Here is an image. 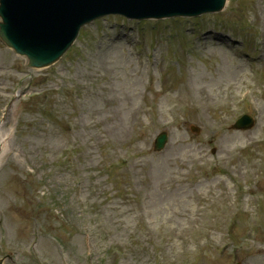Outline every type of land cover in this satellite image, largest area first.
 <instances>
[{
  "label": "rangeland",
  "instance_id": "obj_1",
  "mask_svg": "<svg viewBox=\"0 0 264 264\" xmlns=\"http://www.w3.org/2000/svg\"><path fill=\"white\" fill-rule=\"evenodd\" d=\"M261 11L262 17H264V4ZM0 49L5 53V56H0V66H4V70L0 71V83L6 85L7 80L5 76L6 74H10L8 67L9 64L15 62V57L5 48L2 47ZM217 53L221 57L217 65L209 61L208 63L205 62L198 65V68L201 70L198 79L202 78L204 72L208 79L205 78V80L207 79L205 82L194 81L195 99L199 100L203 98L198 91L203 86L211 93L214 88H220L224 84H227V82L232 81L233 92L238 90L247 81L248 69L244 72L239 59L234 61L235 56L224 49H221ZM118 63L126 65V63L120 60H118ZM242 76L245 79L239 82ZM116 84L117 88L122 90L127 87L137 88L141 85V81L136 74L125 70L122 73L121 79L116 80ZM9 87V84L6 86L0 85L1 93L2 91L5 92ZM36 90L37 88L34 89V91ZM224 97H226V94H217V98ZM99 101V97L97 98L95 96L94 101L89 102V104H95V108L99 109L101 106ZM2 102L0 100V105ZM38 102H41V104H38ZM15 105L17 107L15 108L14 115L11 118V122L9 120L8 122L10 123L9 127H11L12 123L16 126V132L10 135L12 143L6 148V153L10 152L12 147L17 149L13 156L9 155V158H6L5 155V158L0 163V208L5 210L7 215L5 225L9 230V234L5 238L8 245L4 249L5 251L9 250V254L12 257L11 263L5 262V264H61V260L67 264H84V259L82 258V253L84 252L82 244L83 237L77 233L80 227L90 230L88 236L90 245L92 246V264H170L171 262L168 261V258L160 249H156L155 251V249L149 246L136 245L130 248L127 246H119L117 248L115 246L119 250L118 255H116L112 252L110 246L116 245V242L123 245L134 231L140 230L141 223L138 217L140 209H146L150 206L151 209L148 210L150 216L154 218L155 222L160 223L174 216L170 211H182L185 206L189 208L190 204L185 201V195L180 196L181 200L183 202L185 201V204H182L183 206L173 205V207H170L171 201L176 200L178 197V194H174L176 188L172 183H168L173 172L171 168L174 166L177 158H186L189 155L186 147L179 143V136L175 134L172 137V141L163 155H158L159 157L149 155L146 157L151 159L145 160H143L144 157L138 158L139 165L136 164V170L133 169V164L127 167V171L131 174V189L127 188L124 179L121 178L120 180L117 177V188L108 190L106 183L110 182V178L103 180L101 173L96 172L98 162L100 161L104 166L107 160L106 158L100 160L105 145L103 134L108 132L101 116H91L89 119H92V121L88 119L86 123H93V127L88 130L84 126H78L75 128L74 134L70 136L66 134L63 127V120H61L65 114L63 105L56 104L54 100L49 103L45 99H28L22 105ZM261 105L264 107L263 102ZM199 109H204V107L200 106ZM146 119L149 124L154 125L153 130H155L159 124L158 118L152 116ZM129 124L126 119H121L117 125H111L109 129L111 132L122 131L128 128ZM205 124L207 128L211 127L210 121L206 120ZM5 127L3 126L2 129ZM137 134L140 133L134 128L133 133H128L125 136L126 144L122 148H128L127 156L134 157L136 154L140 155L142 152L141 148L147 146L145 142L139 143L141 148H137V145L134 146V141L130 137ZM70 140L77 142L73 150L75 159L69 163L70 168H74L73 176H69L64 168L67 165V158L64 156V145L69 144ZM222 140L224 143L232 146L239 145L244 141L242 136L237 135L224 136ZM44 151L56 167H61V169H56L51 174L50 179H57L56 182L61 185L62 192H66L62 188L64 184H66V188L70 187L67 189L72 192L70 177H74L75 180L80 181V199L82 201H78L75 196H71L66 201V206L59 207L58 204L55 209H51L55 217L56 215L58 217L56 220L66 224V231L47 232V234H51L48 238L44 234H40L39 241L34 250L41 263H36L27 251L31 231V222L28 218L35 217L39 221L43 220L34 216L29 211L30 205L34 203L33 187H35V184L33 183V179L26 177L23 166L26 164L32 168V160L35 162L34 166L39 164L40 154ZM24 156H26L25 160L23 159ZM93 161L95 162L94 166L91 165ZM45 167H48V165H45ZM104 167L108 169L107 166ZM202 168L207 173L204 164ZM108 170L111 176L117 174V171ZM43 179L46 180L45 177ZM202 180L204 181H200L195 189H199L200 187L203 189L215 184L213 178L208 177V175ZM53 184L55 183L53 182ZM137 198L141 199L140 203H137ZM184 210L186 211V209ZM70 211L74 214L78 213L79 217L86 211H88V214L83 222H81L80 218H74L73 220H68L66 223L64 219L65 212ZM174 225L179 231V228L182 226L179 217L174 220ZM197 225L198 223L195 227ZM55 226L57 225L55 224ZM138 234L139 232L136 234V239ZM165 235L171 237L170 234ZM55 236L60 240L58 241L59 246H62V249H60L61 255L58 254L55 246H50L47 242V239L52 241V238H55ZM234 238L236 241L239 238L245 239V244L248 248L247 255L250 257L247 264H264V254L262 252L255 253V251L250 249L252 245L264 249V232L257 231L256 229L250 231L238 229L234 234ZM101 244L106 245L101 248ZM212 245L213 233L209 241H202L201 246ZM4 249H2L0 255L6 253ZM130 254L132 255L130 256ZM206 255L207 259L201 260L198 264H224L213 261L212 249ZM103 258H106L105 262H103ZM220 259L225 261L226 256H222Z\"/></svg>",
  "mask_w": 264,
  "mask_h": 264
}]
</instances>
